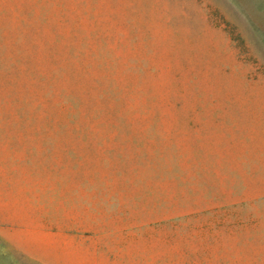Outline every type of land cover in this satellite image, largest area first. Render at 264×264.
<instances>
[{"label": "rangeland", "instance_id": "374dc122", "mask_svg": "<svg viewBox=\"0 0 264 264\" xmlns=\"http://www.w3.org/2000/svg\"><path fill=\"white\" fill-rule=\"evenodd\" d=\"M217 3L0 0V264H264V43Z\"/></svg>", "mask_w": 264, "mask_h": 264}, {"label": "crops", "instance_id": "0c3cea01", "mask_svg": "<svg viewBox=\"0 0 264 264\" xmlns=\"http://www.w3.org/2000/svg\"><path fill=\"white\" fill-rule=\"evenodd\" d=\"M225 4H215L219 9L240 10L244 15L243 21H234V24H249L251 30V40L264 43V0H218ZM249 10V11H248ZM255 35V38L252 36Z\"/></svg>", "mask_w": 264, "mask_h": 264}]
</instances>
